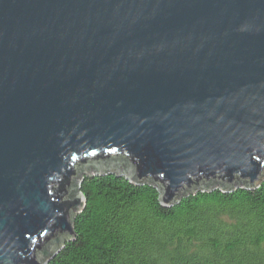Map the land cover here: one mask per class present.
<instances>
[{"label":"water","instance_id":"water-1","mask_svg":"<svg viewBox=\"0 0 264 264\" xmlns=\"http://www.w3.org/2000/svg\"><path fill=\"white\" fill-rule=\"evenodd\" d=\"M86 171L256 187L264 0H0V264L73 237Z\"/></svg>","mask_w":264,"mask_h":264},{"label":"trees","instance_id":"trees-1","mask_svg":"<svg viewBox=\"0 0 264 264\" xmlns=\"http://www.w3.org/2000/svg\"><path fill=\"white\" fill-rule=\"evenodd\" d=\"M79 180L74 235L47 264H264V177L252 189L211 183L170 206L149 183Z\"/></svg>","mask_w":264,"mask_h":264}]
</instances>
